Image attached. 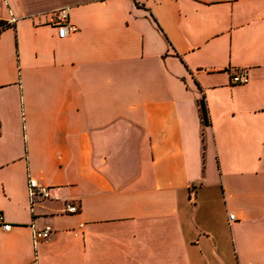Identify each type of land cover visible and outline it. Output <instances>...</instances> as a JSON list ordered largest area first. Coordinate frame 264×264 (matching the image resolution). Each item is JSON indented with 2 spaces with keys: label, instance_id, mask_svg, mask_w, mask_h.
<instances>
[{
  "label": "crops",
  "instance_id": "obj_1",
  "mask_svg": "<svg viewBox=\"0 0 264 264\" xmlns=\"http://www.w3.org/2000/svg\"><path fill=\"white\" fill-rule=\"evenodd\" d=\"M0 213V264H264V0H0Z\"/></svg>",
  "mask_w": 264,
  "mask_h": 264
},
{
  "label": "built area",
  "instance_id": "obj_2",
  "mask_svg": "<svg viewBox=\"0 0 264 264\" xmlns=\"http://www.w3.org/2000/svg\"><path fill=\"white\" fill-rule=\"evenodd\" d=\"M55 17L57 21L56 26L58 28V36L60 38L66 37L69 32L76 29L75 26L70 22V7H61L56 10ZM232 81L235 84H245L249 81V74L247 71H242L239 74H235L232 78ZM28 192L32 206L38 197L43 199L52 198L50 188L32 176H30L28 180ZM67 210L70 212H76L78 207L76 205H70ZM230 219H235V215L231 214ZM0 225H2L5 230H9L11 228V223L6 221L5 216L2 213H0ZM32 227L35 245L40 242L50 240L53 233V228L51 225H47L43 228H37L33 224Z\"/></svg>",
  "mask_w": 264,
  "mask_h": 264
},
{
  "label": "trees",
  "instance_id": "obj_3",
  "mask_svg": "<svg viewBox=\"0 0 264 264\" xmlns=\"http://www.w3.org/2000/svg\"><path fill=\"white\" fill-rule=\"evenodd\" d=\"M199 105H200V114H201L202 122L203 124L207 125L210 123V118H209V113H208V107H207L204 97H202L199 100Z\"/></svg>",
  "mask_w": 264,
  "mask_h": 264
}]
</instances>
